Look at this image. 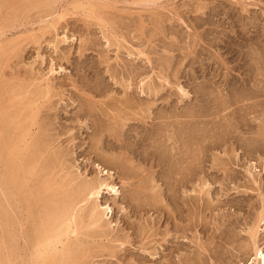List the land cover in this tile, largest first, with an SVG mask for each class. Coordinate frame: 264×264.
<instances>
[{
	"label": "rangeland",
	"instance_id": "rangeland-1",
	"mask_svg": "<svg viewBox=\"0 0 264 264\" xmlns=\"http://www.w3.org/2000/svg\"><path fill=\"white\" fill-rule=\"evenodd\" d=\"M55 1L0 0V81L18 92L56 83L38 124L58 182L94 177L97 164L113 173L119 200H98L130 240L84 263L246 264L264 206V0H107L94 13L99 0H81L42 31L38 17L71 0ZM85 11L121 28V42Z\"/></svg>",
	"mask_w": 264,
	"mask_h": 264
},
{
	"label": "bare ground",
	"instance_id": "bare-ground-1",
	"mask_svg": "<svg viewBox=\"0 0 264 264\" xmlns=\"http://www.w3.org/2000/svg\"><path fill=\"white\" fill-rule=\"evenodd\" d=\"M105 1L107 0L89 3L90 5L88 4L86 10L93 11L96 7H103L105 11V9L107 10L108 7H111L110 1ZM43 2H40V4L42 3L45 7H49L52 3L50 1ZM55 2L57 3V0ZM132 2L136 3V6H138L137 4H145V7L146 4H155L156 0H133ZM37 4L39 6V3ZM81 5H83L81 0H71L62 7L59 6V9L53 11L46 10V8L43 7V12L46 10L51 13L48 12V15L38 17L39 19L36 20V22H38V24H44V26L42 25V31H47L49 28H56L55 24L65 17V13L68 12L69 8ZM70 10L73 13V8ZM101 10L102 8L100 11ZM71 11H69V13ZM88 11H85V13L87 12L88 14L84 16L91 17L90 19L94 21L98 19L99 22H97V20L96 22L97 24L99 23L98 26L102 28L101 33L108 44H110L113 39H109V32L110 34L112 32L113 37L117 41L119 40V36H122L120 31L121 28L119 33L115 27L106 24L107 22L104 20L106 18L105 16L103 19V15H101V17H96V14H92L93 17L95 16L93 19ZM97 11L96 13H100V11ZM107 11L106 13H108ZM103 13L101 12V14ZM151 13H153V11ZM39 15L37 14V16ZM106 16L108 17V14ZM34 18H32V20ZM108 19H111L110 16ZM112 20L109 21L113 23ZM107 25L108 27H106ZM110 26L115 29L107 32ZM34 30H32L33 33ZM2 34L3 33L0 32V35ZM12 37L13 36H11V38ZM14 39L15 37L11 39L12 42ZM7 43L9 44L8 41ZM16 45H18V43ZM138 54L144 53L139 51ZM50 71L52 72L53 68ZM48 80H50V78ZM44 81L47 82V79ZM55 85L48 82L45 87H41L42 89L33 90L32 92L24 89V92H18V88L16 87H20L19 85L13 87L9 86L8 89L0 81V264H85V261H87L89 256L91 257L95 251H99L103 248L109 249L111 248L109 246H113L112 243H117L118 251H121V248L125 247L124 245L126 242L129 243L130 240L128 239L129 233L120 235L115 232L114 225L110 221L113 213L112 207L110 205L102 206L98 200L102 197L104 192L108 193L115 202L119 200V187L109 179L113 177L112 172L97 164L96 170L98 174L94 177H81L80 179H65L64 177L58 182L57 180L59 178L57 179L56 166L51 167L47 159L44 160V152L47 146L43 148L45 142L40 136V131L43 129V126L38 124L40 122L39 112L45 102L49 101L48 98L51 96L49 95V97L48 94H50L51 88ZM19 95L23 97H19ZM14 101L17 103L21 102L22 104H20L23 105L21 109L20 107H16L20 109L18 112L10 111L11 108L9 107V109L7 107L8 104ZM4 102H6L7 105L3 104ZM80 111H78L77 115H79V113L81 115ZM250 172L251 171H248L250 180L256 184L257 180L254 178L253 173L251 174ZM56 184L58 185L57 188L54 187ZM262 207L258 220L253 224L254 226L252 225V228L249 227L250 230L248 234L252 240L254 253L246 264H264V246H258L259 244L256 242L259 235L258 233L261 231V221L264 220V206ZM119 208L121 211L124 210V206H119ZM165 232L167 233L166 230ZM123 249L126 250L127 248ZM109 253L111 256H114V250ZM114 258L116 259V257Z\"/></svg>",
	"mask_w": 264,
	"mask_h": 264
}]
</instances>
